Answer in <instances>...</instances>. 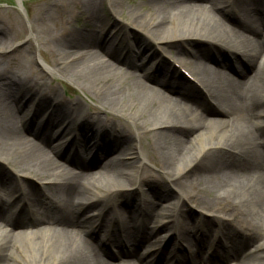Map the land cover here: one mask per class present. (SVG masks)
Wrapping results in <instances>:
<instances>
[{
  "label": "bare ground",
  "instance_id": "bare-ground-1",
  "mask_svg": "<svg viewBox=\"0 0 264 264\" xmlns=\"http://www.w3.org/2000/svg\"><path fill=\"white\" fill-rule=\"evenodd\" d=\"M79 1L83 10L64 11L57 33L44 38L56 62L33 59L47 71L31 65L25 72L11 70L13 55L6 51L12 46L0 44V78L11 77L0 86V160L12 168L0 173V228L8 226L0 231V264H157L171 252L177 260L173 257L170 264H227L231 259L264 264V0ZM144 7L149 20L140 24ZM105 8L120 18L127 11L128 23L149 34L144 44L187 66L209 101L192 82L180 80L160 54L149 59L147 47L124 40L123 27L110 30ZM44 13L41 7L33 16L30 32ZM82 16L77 28L72 21ZM8 29L0 16V38ZM184 37L211 40L217 56L193 41L178 40ZM34 40L40 50L43 42ZM124 57L126 63L118 64ZM122 65L135 71L114 73L128 70ZM142 68L144 74L138 72ZM48 73L72 80L105 114L90 111L78 97L68 100ZM5 101L31 121L18 127L14 110L2 108ZM189 101L207 116L192 112ZM58 136L64 139L62 149L79 144L93 155L87 158L77 150L62 161L66 149L46 153L43 143ZM118 146L130 152L127 159L108 155ZM95 163L96 171L90 170ZM29 177L39 180L42 189ZM165 181H172L178 193L170 185L147 188L149 182ZM135 185L141 195L133 204L140 200L145 216L137 226L130 222L139 216L127 212L133 204L118 205L120 189ZM18 192H25L26 202ZM5 194L12 203L2 202ZM190 201L204 214L190 211ZM118 218L125 221L120 232L125 243L136 244L124 250L120 261L111 253L101 255L90 239L99 236L103 245L114 240L117 230L107 233ZM45 219L60 228L44 226ZM24 224L32 226L17 231ZM149 238L150 251L142 250ZM207 248L211 252L205 256Z\"/></svg>",
  "mask_w": 264,
  "mask_h": 264
},
{
  "label": "rangeland",
  "instance_id": "rangeland-1",
  "mask_svg": "<svg viewBox=\"0 0 264 264\" xmlns=\"http://www.w3.org/2000/svg\"><path fill=\"white\" fill-rule=\"evenodd\" d=\"M134 1L137 3L141 2V0H134ZM51 3H57V4L55 7L50 8ZM207 5H209V4H207ZM41 7L44 8L45 13L43 14V17L40 19V21L38 23L32 22V27L34 29H32L33 32H30L29 24L33 20V16L36 15L37 11ZM74 9L75 10H78V9L83 10V6L81 5L79 0H59L58 2H56V0H0V16H1L4 23H6V24L8 23V27H9V29L6 31V34L0 38V44H2L5 47L10 46V45L12 46L11 49H8V50L6 49L7 50L6 54H12L13 55L12 56V62L10 63V69L13 71H16V72H25L28 65H31L34 68V70H36L38 72L43 73V72L47 71L46 68H44L41 64H39V62L36 63L35 60H33V59L37 58V56H38L42 62H45L46 64H49V65H52L56 62L57 58L51 54L49 46L44 42V38L48 37V35H47L48 33L50 34V36L57 33V31L59 30L58 26H60V25H58L57 22L61 18L62 19L65 18V15H63L64 11H73ZM232 9L234 10L235 8H232ZM104 11H105V15L107 16V21H108V25H109L110 30L113 27L114 28H117V27L122 28L123 27L121 29V31L122 32L126 31L128 33V35L123 36L124 40L126 39V41L128 43H132L133 45H135L137 47H139L140 45L142 47L144 46L145 48L147 47L148 44L145 45L146 44L145 42H147L146 36L148 37L149 34L147 32H145L143 29H140L136 26H132L131 24L128 23L129 19L127 16V11H124L123 16H121V18L118 15L112 14L108 10V8L107 9L105 8ZM139 12H141L143 14V16L141 17L142 19H140V22H138V23L144 24L145 22H147L149 20V13L145 7L140 8ZM234 18L235 19H233V20L237 21V16H235ZM83 21H84V17L82 16L79 18V22L78 21L77 22L72 21V24L73 25L75 24V26L78 28L81 26ZM114 31H116V29ZM34 38H39V41L43 42L41 47H40V50L37 48V43L35 42ZM178 40L186 41V42L193 41V43H195V45L197 47L203 49L204 51H206V52H208V51L214 52L215 51L213 53L214 56H217L216 54H218L217 51L214 50L215 47L210 45L209 42H211V40L199 38V37H184L183 39L181 38ZM178 40H175V41L173 40V43L178 41ZM186 42L184 43V45L187 44ZM16 47H17V49H15ZM146 49L149 50V52H148L149 59H150V55L156 57L157 54L158 55L163 54L161 52L162 49H159L158 53H157V51L155 52V49L150 50L148 47ZM129 50H131V49H129ZM22 51H24V52H22ZM163 55L164 56L162 57V59H163L162 61L168 62V64L171 63V59L174 56L172 54H171L172 56L169 55L167 52H165V54H163ZM210 55H212V54H210ZM223 56H225V55H223ZM227 58L229 59V57H227ZM173 59H175V57ZM130 60H132V59H130ZM138 61L140 62L139 58H138L137 62ZM159 63L162 66L160 61H159ZM232 64H234V63L232 62ZM164 67H167V66H163V68ZM0 68H1V64H0ZM182 68L186 69L184 66H182ZM125 71L129 72L131 70H124L123 72H119V71L117 72V70L116 71L114 70V73L120 74L123 76L125 74H128ZM141 71L144 74L146 69L142 68L138 72L140 74H142ZM185 71H184V73H187L186 75L189 74L191 76V74L189 73V71L187 69ZM47 75H48L47 79L49 81H51V84L57 85L60 88L61 92L65 95V97L68 100H71L73 98L78 97L85 102V104L88 106L89 110L91 109V110L99 111L102 114H105V112L103 110H101V108H99L97 102H95L91 96L85 95L84 92L72 80H70L64 76H61V74H49L48 73ZM182 75L185 79H187V77H185L183 73L180 76H182ZM10 78L9 77L2 78V79L0 78V86L4 87L8 83H10L11 82ZM142 80H143V82L147 83V85L150 84V81L148 78L143 77ZM198 86H199V84H198ZM198 86H196V89L203 95V98H204L205 95L201 90V88L203 89V87H201V85H200V88H199ZM201 103L204 107H205V105H207V104H205V102H201ZM1 105H2V108L4 110L8 109L10 112H12L14 110L15 116H16V119H15L16 125H18V127H20L21 122H22V117H19V116L23 115L24 112L17 113L18 111L15 110V106L12 104H9L8 101H5V104L2 103ZM187 105L191 106V107L190 106H186V107H189L192 112H194L196 114H201V115L207 116L201 107H199L193 103H190V102H188ZM106 114L108 116H111V113L110 114L106 113ZM30 115L33 116V113H30ZM36 117H39V116H37V114H36ZM35 119L37 121H39L40 118H38V119L35 118ZM24 120H27V117L24 118ZM125 123L128 125L129 129H131L134 132L135 128H134L132 122L126 119ZM58 137H60V136H58ZM77 147H79V146H77ZM124 147L125 146H118L117 148H113L112 150H110L108 152V155H111V153L112 154L114 153L115 154L114 156L120 157L121 159H123V158L127 159V157H128L127 153L129 151L126 150ZM50 148H52V147H50ZM46 149H47L46 153H48V151L53 152V149L52 150H50L49 148H46ZM80 151H83V150H80ZM115 151H116V153H115ZM67 152H68L67 154H69V155L72 154V152H73L72 147H68ZM82 153H84V152H82ZM106 155H105V157L108 156V155L107 156ZM145 164L157 172V169H156L157 167H156L155 163H152L151 161L147 160L145 162ZM97 165L98 164L96 163L93 166H90L89 169L94 168ZM77 167L81 169V167H79V166H77ZM11 169L12 168L10 167L8 162L0 160V173L2 175L7 174V172H11ZM13 176H15V175L13 174ZM28 181L34 187L41 188V189L43 187L41 182L39 180L33 178V177H29ZM164 185L172 186V187H170V190H172L176 194L178 193L177 188L173 185L172 181H170V183L169 182L167 183V181H165V182H163V184H160V183L157 184L156 182H153L151 185L149 182L147 188L153 189L155 186H157V187H159L158 189H162ZM136 186L137 185L128 186L126 188L120 189L122 192V195L118 199V205H120L121 208H122L121 204L131 206V204L134 203V200H132V199H135V197H138V196L140 197L141 193L139 195V192L136 191L137 190ZM142 188H146V186L144 187L142 185ZM4 189H6V188H4ZM135 192H138V193H135ZM131 193H134L135 196H133V197L131 196L130 198H128V195H130ZM18 194L21 195V193H18ZM2 197H4V200H7V201H2V202L11 203V202H8L12 198L10 195L7 196L5 194V195H2ZM169 198H171V196ZM0 201H1V199H0ZM187 204H188L189 210L194 212L196 215L200 216V215L204 214V212L201 209H199L196 205L191 203V201L188 202ZM9 206L11 208H13V205L12 206L9 205ZM131 207L129 208V210H131V212L135 211L137 213L138 202L135 203V207H134V204ZM133 207H134V210H133ZM14 209L15 208H13V211H14ZM165 209L167 210V212H171V209L169 211V207H167ZM131 212H130V214H131ZM210 216H213V215L210 214ZM49 222H51V221H48L45 219L41 223L44 224L45 226L47 225L49 227H53L54 225L50 226L48 224ZM115 222L120 223L119 220H118V222L117 221H115ZM121 222H123V221H121ZM55 227L60 228L59 225H55ZM1 230H2V232H4L5 230H8V226L2 224V228H0V231ZM17 231H19V230H17ZM28 238L35 239V237H28ZM209 240H210V238H209ZM92 246L96 248V245L92 244ZM142 248H146V245ZM209 251H210V249L207 248L206 253L204 255L209 254L208 253ZM228 260H230V259L228 258ZM236 263H237V261H235V259H231L230 261H228V264H236ZM126 264H127V262H126Z\"/></svg>",
  "mask_w": 264,
  "mask_h": 264
}]
</instances>
